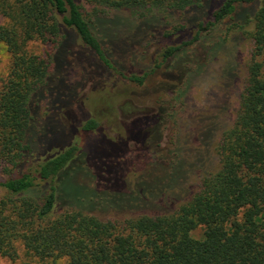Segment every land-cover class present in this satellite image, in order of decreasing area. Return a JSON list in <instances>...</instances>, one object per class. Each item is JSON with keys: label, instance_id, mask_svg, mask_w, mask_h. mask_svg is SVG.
I'll list each match as a JSON object with an SVG mask.
<instances>
[{"label": "trees", "instance_id": "16d2710c", "mask_svg": "<svg viewBox=\"0 0 264 264\" xmlns=\"http://www.w3.org/2000/svg\"><path fill=\"white\" fill-rule=\"evenodd\" d=\"M210 2L212 8L201 15ZM102 3L137 18L118 35L135 39L130 51L112 45V37L99 27L110 18L98 20L103 12H87L81 0H0V48L10 57L7 73L0 75V255L15 260L21 246L39 264H264V0ZM179 13L182 22L168 31V17ZM159 14L165 15L161 26L167 32L145 31V22ZM248 24L253 25L250 61L235 117L216 146L218 168L204 171L192 195L170 212L100 218L96 212L108 208L151 207L178 199L191 165L182 157L176 135L163 147L162 133L183 99V88L205 66L197 62L194 46L219 26L227 33ZM182 34L187 40L161 47L142 73L130 71L119 59L120 54L143 56L161 36ZM34 40L42 44L39 54L27 48ZM67 42L79 56L97 59L102 68L139 86L150 76L160 79L158 93L165 104L128 123L136 124L132 132L142 138L133 135L127 141L140 146L129 150L126 142L117 141L119 150L107 156L117 164L128 153L149 154L140 174L118 176V187L102 180H112L113 170L88 165L98 154L79 147L82 136L110 143L78 100L83 82L71 85L64 72L57 77L75 89L69 98L65 88L51 84L52 76L69 66V49L60 54ZM223 42L217 37L206 44L205 63ZM52 120L58 136L49 130ZM207 128L200 139L207 138ZM54 136L64 140L56 144ZM201 159L198 154L196 163ZM141 176L149 181L146 188L134 182ZM196 229L201 230L198 237L193 236Z\"/></svg>", "mask_w": 264, "mask_h": 264}, {"label": "rangeland", "instance_id": "374dc122", "mask_svg": "<svg viewBox=\"0 0 264 264\" xmlns=\"http://www.w3.org/2000/svg\"><path fill=\"white\" fill-rule=\"evenodd\" d=\"M81 3L89 13H93L95 9L99 12H103V14L100 13L102 15L98 17V20L110 18L107 20V24H99V27L105 32L106 36L108 35L112 37L110 40L112 45H117V47L120 45L122 48L129 51L131 50V47L137 45L132 36H130V38H127L128 36H125L124 38L122 36L118 37L120 32H123L122 30L131 27V22H138L137 18H134L135 16L132 15L131 11L127 9L115 10L112 7L108 8L102 3V0H81ZM212 6V3L210 2L207 4V8H204L200 14L206 16L207 11H209ZM192 14L193 13H188L187 15ZM179 15L183 16V14L180 13L176 15L173 14L172 17L169 16V24L161 26L162 23H165L162 19L165 15L159 14L157 18L154 17L145 22V31L153 30L156 35L159 33L163 35V32L167 31L166 29H162V27H168V31H171L172 25L176 26L178 23L182 22ZM2 23H4V19L0 15V24ZM252 28L253 25L248 24L243 29H236L226 33L224 26H219L194 46V51L198 53L197 62L204 64L205 66L199 72H195L191 77L190 82H188V85L183 88V99L175 104L173 108L174 117L172 120H169L162 133L163 147L167 144L169 145L172 136L176 135V141L179 140V147L182 150L181 155L184 160L190 162L191 165L190 170L186 172V177L184 178L185 181L178 188V199L170 203H154L151 207L139 205L125 208L123 210L108 208L107 210L96 212L100 218L104 219L109 216L123 218L142 213L170 212L176 208L177 204L186 201L190 195H192L204 171H211L218 168L219 162L216 146L221 133L232 124L237 111L239 94L244 86L247 67L250 61L252 41L249 33ZM127 31L128 30H126V32ZM179 36H161V39L158 42L153 43L146 49L143 56L138 55L131 59L129 55L125 56V54H120L119 59L122 61L123 66L129 68L130 71L142 73V71L148 67L149 63H151L150 61H152L157 55V50L159 51L161 47L172 45L176 41L180 42L185 37L183 34ZM217 37H222L224 40L222 48L211 58L209 57L207 63H205V54L209 50L211 43L214 42ZM184 40H187V38ZM208 43H210V45L206 46ZM27 48L29 51L39 54L42 50V44L39 41L34 40L27 44ZM216 48H219V46L217 45ZM65 49H69L68 51L70 53V55L67 56L66 61V63L69 62V66L65 71L62 69L60 73L57 72L54 74V77L52 76L51 78V84L52 86L54 84L53 87L55 88L60 86L65 88L66 96L69 98L76 92L75 89L60 82V80L62 81V78L57 77H62L61 73L64 72L65 78L70 84L79 81L81 83L83 82V86L78 93V100L79 102H82V105L85 110L88 111L89 116L97 120L99 132L102 133L105 139L109 140L110 143L105 145L102 144L101 139L96 135L93 137L82 136L77 139L79 147L83 148L84 151L89 152L88 149H90L94 154H98L93 161H89L88 165L90 167L97 166L99 171L103 169L106 171L113 170L111 173V177H113L112 180L107 177L100 178H102V180L110 187H118L121 185L118 176H127L132 179L140 174L146 167L145 162L147 161L145 160L149 158V154H143L141 153V150L131 154L128 153L125 156L126 160L123 163L119 162L117 164H115L113 160L114 157L109 158L107 156L110 154L112 155L119 150L118 147L121 143H118L117 141H122L123 143L126 142L129 150H131V148L136 149L140 146L137 141H127L126 138L133 135L136 138H142L140 134L137 135L132 132V128H134L136 124L128 125V123L140 114L154 111L159 104H165L158 93L161 84L160 79L158 76H150L146 78L143 85L139 86L102 68V65L97 59L94 60L93 58H89L83 53L79 56L76 52H73L74 48L72 47L71 42L65 43L60 54H62ZM216 51L217 49H215L214 52ZM60 57L59 60L63 61V55ZM73 61L76 63L74 64ZM9 65V54L3 47H1V76H5ZM88 76L89 78H87ZM168 77L170 78V74L166 76V78ZM92 85H95L96 89H90ZM67 105H69L68 101ZM62 119L68 127L72 126V122L66 121L64 117ZM47 124L50 126L49 130L52 136H58L60 134L55 133L57 122L52 120V122L49 121ZM206 127H210L207 128V138L200 139L199 133L205 130ZM76 132L78 133L77 137H79L80 130L77 127ZM201 134H204V131ZM54 140L56 144L57 142L60 144L64 139L62 137H59L58 139L55 137ZM198 154L202 155L199 164L196 163L195 160ZM99 156L101 158L100 162L97 159ZM179 172L182 173L181 171ZM95 173L99 177V172ZM80 177L81 173L78 175V178ZM134 182H137L138 184L142 183L139 188H146L149 184V181L145 177H142L140 181L134 180ZM160 182L163 181L161 180ZM173 185L174 183L170 186ZM100 186H103V184H100L97 187L101 189ZM200 234V229L193 231V236L195 237L200 236ZM0 264L39 263L34 258L30 257L21 246H18V255L16 259L10 260L9 258L0 255Z\"/></svg>", "mask_w": 264, "mask_h": 264}]
</instances>
